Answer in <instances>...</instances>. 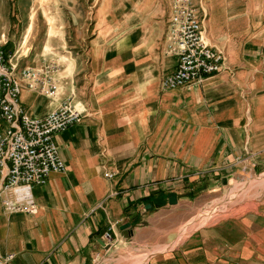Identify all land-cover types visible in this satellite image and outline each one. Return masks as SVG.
Here are the masks:
<instances>
[{
  "label": "crops",
  "instance_id": "1",
  "mask_svg": "<svg viewBox=\"0 0 264 264\" xmlns=\"http://www.w3.org/2000/svg\"><path fill=\"white\" fill-rule=\"evenodd\" d=\"M171 1L125 0L118 9L106 0L86 48L69 46L61 29L25 48L15 23L2 21L19 70L57 66V95L25 87V110L43 117L72 100L85 111L55 136L67 170L33 188L36 212L10 213L0 197V251L15 255L10 264H134L146 251L139 264L261 259L264 208L162 250L177 235L159 220L162 210L195 201L194 211L230 178L264 174V0H201L208 39L227 68L166 90L162 80L178 64L167 53ZM2 197L15 200L12 191Z\"/></svg>",
  "mask_w": 264,
  "mask_h": 264
},
{
  "label": "built area",
  "instance_id": "2",
  "mask_svg": "<svg viewBox=\"0 0 264 264\" xmlns=\"http://www.w3.org/2000/svg\"><path fill=\"white\" fill-rule=\"evenodd\" d=\"M167 53L178 58L175 71L162 80L166 90L187 87L227 68V57L212 45L207 36L201 6L197 0H172ZM3 36V35H2ZM0 37V197L10 213L36 212L32 190L48 183L54 172H65L55 136L79 123L84 110L69 100L43 117L30 115L21 103L26 87L55 97L58 83L53 62L41 68L26 66L19 70ZM106 176H112L107 173ZM12 191L15 200L2 197ZM110 238V234H107ZM13 253L0 251V264H10Z\"/></svg>",
  "mask_w": 264,
  "mask_h": 264
},
{
  "label": "rangeland",
  "instance_id": "3",
  "mask_svg": "<svg viewBox=\"0 0 264 264\" xmlns=\"http://www.w3.org/2000/svg\"><path fill=\"white\" fill-rule=\"evenodd\" d=\"M105 1L0 0V31L2 21L10 18V22L15 23L16 26L14 29L17 34L16 39L21 40V42L25 40V48L35 42L36 45L43 46V43H47L49 39L46 33L54 34L58 31L57 29L67 32V44L69 46L86 48L89 45L88 37L94 29L98 9ZM200 2L201 0H197V3L201 4ZM205 4L207 6L208 0H205ZM117 5L118 9L125 8V0H118ZM204 14L202 12V15ZM10 34L12 33H9V37ZM27 35H29L28 38ZM51 43L54 42L51 41ZM263 180L264 174H254L253 176L245 174L241 179L230 178L229 183L223 187L220 185L219 190L204 201L202 208L199 206L193 211L195 201H192L179 206L176 204L162 210L159 220L165 222L167 232L173 230L174 234L170 238L172 239L177 234L176 239L163 247L162 250L176 247L184 237L200 227L230 220L233 217L264 208ZM234 192H239V195L228 199ZM214 209L218 210L215 215L206 221L202 220L205 214L212 215L214 212L211 211ZM146 253L135 257L134 264L143 262L144 258L149 256L150 251H146ZM261 255V259L238 261L235 264H264V254Z\"/></svg>",
  "mask_w": 264,
  "mask_h": 264
},
{
  "label": "bare ground",
  "instance_id": "4",
  "mask_svg": "<svg viewBox=\"0 0 264 264\" xmlns=\"http://www.w3.org/2000/svg\"><path fill=\"white\" fill-rule=\"evenodd\" d=\"M29 29H30V27H29ZM30 31H31V29H30ZM28 36V35H27ZM264 181V180H263ZM236 195H239V192L237 193V192H234V193H232L231 195H230V197L228 198V199H231V197H234V196H236ZM227 202V201H226ZM239 204V203H238ZM227 207V206H226ZM221 210V209H220ZM218 210L217 209H214V211H211V212H214L212 215L210 214V215H208V213L207 214H205L203 217H202V220H204V221H206V220H208L209 218H211L213 215H215L216 214V212H217Z\"/></svg>",
  "mask_w": 264,
  "mask_h": 264
},
{
  "label": "water",
  "instance_id": "5",
  "mask_svg": "<svg viewBox=\"0 0 264 264\" xmlns=\"http://www.w3.org/2000/svg\"><path fill=\"white\" fill-rule=\"evenodd\" d=\"M169 202H170V204H176V203H177V197H176V196H172V197H170V198H169ZM148 207H150V205H148ZM128 227H130V224H129V223L123 225V226H122V229H126V228H128Z\"/></svg>",
  "mask_w": 264,
  "mask_h": 264
}]
</instances>
